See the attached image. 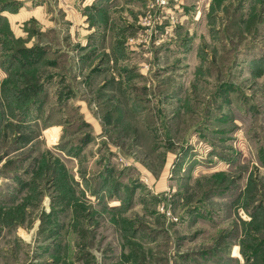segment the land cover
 Returning <instances> with one entry per match:
<instances>
[{"label": "rangeland", "instance_id": "374dc122", "mask_svg": "<svg viewBox=\"0 0 264 264\" xmlns=\"http://www.w3.org/2000/svg\"><path fill=\"white\" fill-rule=\"evenodd\" d=\"M90 5L0 22V264H264V0Z\"/></svg>", "mask_w": 264, "mask_h": 264}, {"label": "crops", "instance_id": "0c3cea01", "mask_svg": "<svg viewBox=\"0 0 264 264\" xmlns=\"http://www.w3.org/2000/svg\"><path fill=\"white\" fill-rule=\"evenodd\" d=\"M91 0H0V22H6L12 30L21 28L32 20H39L44 26H58L62 18L71 17L70 8L80 5L91 6ZM47 23V24H46ZM77 27L76 24L73 25ZM60 30V27H57Z\"/></svg>", "mask_w": 264, "mask_h": 264}]
</instances>
